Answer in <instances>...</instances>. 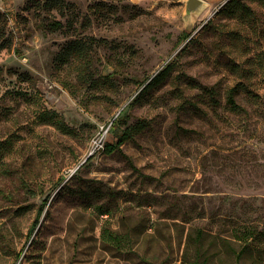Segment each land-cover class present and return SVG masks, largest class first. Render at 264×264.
I'll use <instances>...</instances> for the list:
<instances>
[{"label":"rangeland","instance_id":"374dc122","mask_svg":"<svg viewBox=\"0 0 264 264\" xmlns=\"http://www.w3.org/2000/svg\"><path fill=\"white\" fill-rule=\"evenodd\" d=\"M45 1L0 0V264H264L263 5Z\"/></svg>","mask_w":264,"mask_h":264},{"label":"trees","instance_id":"16d2710c","mask_svg":"<svg viewBox=\"0 0 264 264\" xmlns=\"http://www.w3.org/2000/svg\"><path fill=\"white\" fill-rule=\"evenodd\" d=\"M259 3H261L264 7V0H258ZM44 6H47L48 9H52V8H57V9H61L62 6L64 5L63 0H46L43 4ZM230 5L235 6L233 8V12L235 10L238 9H242L247 11V13H251L250 12V8L247 7L241 0H232ZM49 25L52 28H60L61 27V23L59 21H53L50 22ZM188 37L187 34L183 35V40H185ZM63 55H62V62H67L70 58H73V60L78 61L79 63V67L77 68V77L79 80L81 81H85V72H84V68H82V66L88 64V60H86L87 57V53H86V47L85 44L81 41H72L68 43V46L66 49L63 50ZM168 68V67H167ZM164 69L163 71L159 72L158 74L154 75L152 78L147 80L146 85L143 87L144 88H148L156 83H158L162 77L166 74V71L168 69ZM104 82L102 83L103 85L101 86H106V88H110L113 89L114 84L112 81H108V78H103ZM108 82V83H105ZM92 83L95 85H99L97 80H92ZM235 88H232L228 91L227 93V97H226V103L229 105L230 108L236 110L240 108V105L238 104V102L236 101L235 97H234V93H235ZM249 93V92H248ZM257 95L253 94L252 97H256ZM121 114V112L119 113V115ZM41 116L43 117H47L49 119H44L48 122H51L52 124H55L58 128H61L62 130H66L68 132H70V129L63 123V121L57 116L56 113H42ZM116 118L113 120V123H115ZM129 137L128 132H125L119 139L118 143L116 144H106L105 145V151L106 152H111L114 149L119 150V145L125 141L127 138ZM44 205H41L38 209L37 212V218L41 215L42 211H43ZM38 219H36L35 221H37ZM33 230V227L31 228V231ZM247 234V233H245ZM248 247V243L245 242L242 247L238 250L235 246L229 244L227 246V250L229 252H231L234 257H235V261L236 264H241V258H242V254L244 253L245 249Z\"/></svg>","mask_w":264,"mask_h":264},{"label":"water","instance_id":"95a60500","mask_svg":"<svg viewBox=\"0 0 264 264\" xmlns=\"http://www.w3.org/2000/svg\"><path fill=\"white\" fill-rule=\"evenodd\" d=\"M203 4V0H186L185 6L187 11L196 12Z\"/></svg>","mask_w":264,"mask_h":264},{"label":"bare ground","instance_id":"6f19581e","mask_svg":"<svg viewBox=\"0 0 264 264\" xmlns=\"http://www.w3.org/2000/svg\"><path fill=\"white\" fill-rule=\"evenodd\" d=\"M206 6V3L204 2V4L202 6H200V8L197 10L198 12L201 11L202 9H204Z\"/></svg>","mask_w":264,"mask_h":264}]
</instances>
